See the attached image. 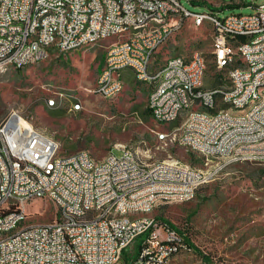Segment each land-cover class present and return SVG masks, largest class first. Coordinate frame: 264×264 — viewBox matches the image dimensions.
I'll list each match as a JSON object with an SVG mask.
<instances>
[{
	"label": "built area",
	"instance_id": "1",
	"mask_svg": "<svg viewBox=\"0 0 264 264\" xmlns=\"http://www.w3.org/2000/svg\"><path fill=\"white\" fill-rule=\"evenodd\" d=\"M184 1L193 5L202 0H0V75L10 71L7 58L17 60V67H23L25 59L33 64L47 60L53 34H62L57 46L61 59L84 43L96 46L113 38L96 84L101 96L114 97L118 88H124L122 71L130 69L152 83L154 119L172 125L184 118V125L160 133L161 142L168 134L182 135L183 144L203 146L208 160L209 150L217 149L215 175L231 163H264V138L255 137V130L264 131V116L233 119L234 128H227L228 118L213 114L218 99L246 106L264 94V4L254 14L221 18L213 10L191 12ZM203 16L212 17L220 53L218 80L227 83L228 94L204 96L203 62L197 52L172 60L165 83H158L157 76H145L144 68H150L183 23L193 19L196 24ZM147 17H155V24H147ZM176 19L178 26L173 24ZM33 23H42L38 55H31L25 45ZM244 35H251L250 43H243ZM225 61L245 62V69L226 76ZM230 78H237L236 87H229ZM190 103H211L212 113L190 112ZM48 105L61 104L50 98ZM83 109L71 103V112ZM189 121H197V128L184 134ZM117 150L120 156L112 152L107 164H98L86 150L66 155L59 141L32 134V126H26L17 111L0 118V264H122L125 252L139 239L142 247L129 264H174L175 253L189 247L183 234L158 220L120 222L117 213L153 206L159 198L187 204L194 187L206 185V178L194 177L198 168L174 157L158 167H146L138 165L134 152ZM39 199L58 207L57 219L45 225L33 223L35 216L26 204ZM7 205H15L13 215L2 214ZM96 205H104L103 215L86 217V208ZM22 217L30 218V226L19 237L2 236V228Z\"/></svg>",
	"mask_w": 264,
	"mask_h": 264
},
{
	"label": "rangeland",
	"instance_id": "2",
	"mask_svg": "<svg viewBox=\"0 0 264 264\" xmlns=\"http://www.w3.org/2000/svg\"><path fill=\"white\" fill-rule=\"evenodd\" d=\"M261 4L264 0H202L193 5L183 2L191 12L213 10L221 18L254 14ZM179 21L173 24L178 26ZM111 39L74 51L67 59L51 50L43 62L0 75V118L17 111L34 129L59 141L66 155L86 150L100 161L112 152L120 156L119 148L134 152L148 164L174 157L198 168L206 177V185L198 188L194 200L184 205L166 204L151 215L159 224H168L183 234L190 247L175 257L174 264H264V163H231L215 175L218 159L209 161L187 150L180 144L179 134H168L169 138L161 142L159 133L183 125L184 118L161 125L146 112V87L151 82L136 84L129 75L120 95L104 98L97 93L108 49L115 41ZM212 50L210 24L205 22L199 27L193 19H187L160 48L152 70L160 69L169 58L201 53L207 64L205 87L215 88L225 82L218 80ZM59 94H63V102ZM50 98L61 105L50 107ZM71 103H81L84 109L70 112ZM26 207L35 216L33 223L55 219L54 207L42 199ZM138 242L140 239L128 250L131 256L136 254Z\"/></svg>",
	"mask_w": 264,
	"mask_h": 264
},
{
	"label": "bare ground",
	"instance_id": "3",
	"mask_svg": "<svg viewBox=\"0 0 264 264\" xmlns=\"http://www.w3.org/2000/svg\"><path fill=\"white\" fill-rule=\"evenodd\" d=\"M152 0H143V3H151ZM205 22H208L209 24H212V17L211 16H203V18L200 20V22H197L196 25L201 27ZM147 24H155V17H147ZM42 32V23H33L31 32L28 33V35L25 37V45L28 46V51L31 55H38V48H37V41L38 36ZM213 39V50H212V56L214 59V64L216 65V69H219L220 66V53L218 50H216L218 46V39L215 35H212ZM62 42V34H53L49 41L47 46V59L50 57V51L55 50L58 53L57 46L59 43ZM251 42V35H244L243 36V43H250ZM95 43H84L79 48H77L75 51H78L80 49H83L85 47L94 46ZM184 56H178L169 58L166 60L165 64L155 72L151 70L153 61L150 62V68H144V75L145 76H157L158 83H165V80L169 76V69L172 66V60H180ZM197 58L200 62H203V69L201 74V86L204 87V96L207 97H215V96H224L225 94H228V87L227 83H224L223 85H219L215 88H206L204 83V78L207 71V64L206 61L201 53H197ZM33 64L32 59H25L23 60V67H17V60H14V58H7V65H10V70H22L26 67ZM235 69H245V62H239V61H225V75L226 76H233ZM136 79L140 82L144 83H150L148 79H144L138 75H135ZM224 81V80H222ZM225 82V81H224ZM237 86V78H230L229 79V87H236ZM97 89V86H96ZM123 88H118L115 91V96L120 95L122 93ZM98 93V92H97ZM110 97V98H114ZM62 101V97H61ZM153 103V91L151 92L148 100V109L151 111V114L154 118L155 114V107L151 106ZM55 104H59L58 101L55 99ZM82 106L81 103H77ZM50 107H58V105H49ZM198 106H201V108H198ZM244 110V114H238L239 111ZM71 112V108H70ZM190 112H198V113H212V104L211 103H190ZM213 114H223L224 117L228 118L226 119V127L227 128H234V120L236 119L238 121H248L249 118L255 116H264V94H260L257 98L251 99L246 106H240V105H232V100L227 99H218L216 106L213 107ZM26 118V117H25ZM182 118H177V121L181 120ZM155 121L160 123V119H154ZM184 122V121H183ZM26 126H32L29 122L25 120ZM34 125V124H33ZM184 125V123H183ZM197 128V121H189L185 127H184V134H192L195 129ZM32 134L42 138L43 140H54L50 136L44 134L43 132L34 129L32 126ZM255 137L256 138H264V131L263 130H255ZM169 138V135L165 137L163 140H167ZM159 139L161 140V134L159 133ZM180 144L185 147L187 150L191 151L194 154H197L203 158H206L208 160L207 153L205 151V148L203 146L197 145V144H183V138L182 135L179 137ZM125 151V150H124ZM126 152H131L129 150H126ZM89 153V152H88ZM112 154L107 155L103 160L97 161L93 158V156L89 153L90 158H93L94 162H97L98 164H107L109 158ZM135 161L140 166H146V167H158L161 164L165 163L163 162H155L152 164H148L145 161H143L140 157H138L134 153ZM210 159H218L219 160V151L217 149H210L209 150V161ZM180 161V160H179ZM181 162V161H180ZM218 171V167H217ZM203 173L200 171H197L194 169V177L197 178H203ZM206 178V177H204ZM201 185H196L193 189V197L191 199L187 200V203L194 200L197 190ZM204 186V185H203ZM175 203L170 198H159L156 200L155 204L153 206H145V207H130L127 208L126 211H119L117 213V221L120 222H148V221H156L154 218L151 217L152 213L159 207H162L166 204ZM177 204V203H176ZM55 209V219L58 217V207L53 206ZM15 213V205H7L2 207V214L3 215H13ZM104 213V205H96V207H87L86 208V217H94L95 215H103ZM30 220L29 217H22L14 221L10 225L9 228H2V236L5 238H17L19 237V234L26 230L30 223L28 221ZM36 225H45V223H36ZM187 248H184L183 251L175 253V257L177 255H180L186 252Z\"/></svg>",
	"mask_w": 264,
	"mask_h": 264
},
{
	"label": "crops",
	"instance_id": "4",
	"mask_svg": "<svg viewBox=\"0 0 264 264\" xmlns=\"http://www.w3.org/2000/svg\"><path fill=\"white\" fill-rule=\"evenodd\" d=\"M151 70H152V67H151ZM152 71H153V70H152ZM153 72H155V71H153ZM129 75L134 77V81H135L136 84L139 83L140 85H143L144 82H140V81H138V80L136 79V77H135V75H134V73H133L132 70H130V69H125V70L122 71V79H123V82H124V88H123V90L125 89V77H126V76H129ZM144 84H145V83H144ZM152 88H153L152 85H150V87H146V89L149 91V92H148L147 103H148V100H149V96H150L151 92L153 91ZM151 116H152V115H151ZM174 260H175V258H174ZM174 260H173V263H174Z\"/></svg>",
	"mask_w": 264,
	"mask_h": 264
},
{
	"label": "trees",
	"instance_id": "5",
	"mask_svg": "<svg viewBox=\"0 0 264 264\" xmlns=\"http://www.w3.org/2000/svg\"><path fill=\"white\" fill-rule=\"evenodd\" d=\"M229 6L234 7V6H236V5H229ZM146 112H147L148 114H151V111H150L149 109H147ZM140 241H141V242H138V243L136 244V254H135V255L131 256V254H129L128 251L125 252L124 257H123L124 264H129L134 258H136L138 252L140 251V249H141V247H142V240H140Z\"/></svg>",
	"mask_w": 264,
	"mask_h": 264
}]
</instances>
